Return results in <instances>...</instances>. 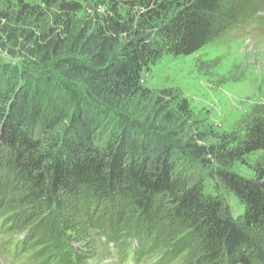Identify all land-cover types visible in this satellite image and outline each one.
<instances>
[{"label": "trees", "instance_id": "obj_1", "mask_svg": "<svg viewBox=\"0 0 264 264\" xmlns=\"http://www.w3.org/2000/svg\"><path fill=\"white\" fill-rule=\"evenodd\" d=\"M225 2L0 0V57L8 61L0 60V158L10 156L32 208L53 216L64 197L80 195L90 207L123 198L148 221L162 207L166 235H146L137 222L96 230L121 256L134 239L138 262L160 256L155 264H168L188 253L202 264H264V165L254 163L252 177L237 172L264 152V117H250L241 136L181 138L175 116L189 117L187 102L141 84L163 56L200 51ZM250 6L246 19L256 13ZM202 171L238 200L237 221L205 192ZM5 198L0 187L9 256L85 264L82 250L69 246L76 238L69 225L56 222L31 240L30 227L18 232L21 209Z\"/></svg>", "mask_w": 264, "mask_h": 264}, {"label": "rangeland", "instance_id": "obj_2", "mask_svg": "<svg viewBox=\"0 0 264 264\" xmlns=\"http://www.w3.org/2000/svg\"><path fill=\"white\" fill-rule=\"evenodd\" d=\"M251 4L256 13L246 19L245 12ZM91 8L85 5L84 13L92 15ZM0 60L8 62L2 57ZM141 84L153 96L166 91L175 98V104L187 102L189 117L181 119L175 116L178 126L184 124L180 129L183 131L181 138L211 132L221 138L241 136L250 117H264V0H226L218 13L213 33L200 51L189 57L163 56L142 72ZM207 139L213 137L210 135ZM0 159V162L6 163L0 171V187L6 193L5 199L7 203H15L17 208L14 209H21V214L16 216V219L23 220L18 232L30 227L33 240L46 235L56 222L61 221L75 232L76 238L69 246L82 250L85 264H118L116 257L109 256L104 250V238H100L96 230L101 222L110 228L119 225L123 229L137 222L142 225L141 230L146 235L154 231L163 236L171 231V226H166L164 219H161L164 212L162 207L154 210L146 221L142 216H136L123 198H116L110 203L112 205L101 203L90 207L84 197L72 195L60 201L62 208L53 216L41 214L29 205L25 183L15 174L10 156L5 153ZM256 162L264 165V152L248 158L247 165H238L237 172L244 177H252L250 168ZM202 172L205 192L219 199L224 214L237 221L242 213L238 200L221 191L207 172ZM86 243H89L90 251L85 249ZM7 244L8 238L1 234L0 264H28L25 261L29 258L28 254L9 256L7 250L13 243ZM175 246L180 250L183 245ZM168 264L202 263L195 255L183 253Z\"/></svg>", "mask_w": 264, "mask_h": 264}]
</instances>
